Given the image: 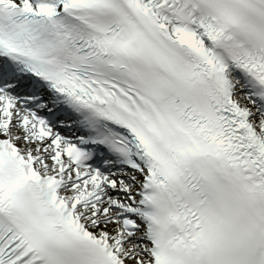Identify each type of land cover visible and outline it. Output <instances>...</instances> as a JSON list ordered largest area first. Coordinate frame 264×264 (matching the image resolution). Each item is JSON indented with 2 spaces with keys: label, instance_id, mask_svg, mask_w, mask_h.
Segmentation results:
<instances>
[{
  "label": "snow or ice",
  "instance_id": "1",
  "mask_svg": "<svg viewBox=\"0 0 264 264\" xmlns=\"http://www.w3.org/2000/svg\"><path fill=\"white\" fill-rule=\"evenodd\" d=\"M0 264H264V0H0Z\"/></svg>",
  "mask_w": 264,
  "mask_h": 264
}]
</instances>
